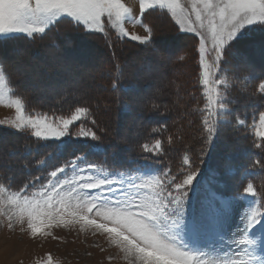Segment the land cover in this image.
<instances>
[{"label": "snow or ice", "instance_id": "6c2138e0", "mask_svg": "<svg viewBox=\"0 0 264 264\" xmlns=\"http://www.w3.org/2000/svg\"><path fill=\"white\" fill-rule=\"evenodd\" d=\"M157 9L167 10L179 31L198 38L197 82L203 104L190 94L195 105H186L179 113L181 127L176 130L166 119L157 118L170 111L167 106L161 111L156 102L167 79L158 69L148 68V83H141L139 76L124 83L126 66L112 67L108 89L120 94L122 111L135 114L141 122L147 115V121L157 125L152 135L141 138L131 130L101 126L100 101L88 87L50 88L59 108L33 114L32 95L39 90L30 93L10 87L8 62L0 57V105L15 110L9 125L12 134L35 138L36 143L82 139L89 149L72 153L71 159L46 155L27 160L20 165L24 179L19 183L14 175L4 174L0 163V215L7 216L10 228L14 218L26 223L33 237L68 224L102 230L110 234L128 264H264V199L254 184L250 181L243 194L225 198L220 186L226 187V182L219 166L209 163L203 175L195 167L196 160L203 163L204 155L217 151L224 129L230 128L251 136L257 150L245 155L260 171H248L245 178L264 174V110H259L264 107V68L248 71L243 87L237 88L239 73L253 66L242 56L244 67L233 69L229 59L242 44L257 46L250 29L255 26L264 32V0H139L138 14L123 0H0V43L44 41L67 23L89 34L108 36L115 29L117 39L151 48L153 28L144 23V16ZM125 24L141 26L147 35L128 32ZM258 51L264 56V39L258 42ZM168 60L179 63L184 57L169 52ZM241 98L255 102L240 107ZM248 107L254 109L251 118ZM197 122L204 147L190 156V149L177 150L176 145L184 144ZM101 134L113 139L111 164L107 159L103 163L90 159L100 153L108 156L107 149L87 143L99 141ZM133 145L140 155L129 160ZM26 151L32 154L27 145ZM173 153L180 160L175 170L155 166ZM141 158L151 163H140ZM225 160L231 164L232 157ZM233 174L227 167L225 176ZM237 214L240 223L234 225ZM46 264H52L51 256Z\"/></svg>", "mask_w": 264, "mask_h": 264}, {"label": "trees", "instance_id": "16d2710c", "mask_svg": "<svg viewBox=\"0 0 264 264\" xmlns=\"http://www.w3.org/2000/svg\"><path fill=\"white\" fill-rule=\"evenodd\" d=\"M149 13L147 15V21L150 23V25L153 27H159L156 23L160 22V24L164 21L165 23L169 24L171 26V30L173 29V33H171L170 36H166L167 30H160L158 33L153 31L152 39L154 41L151 48H145L143 45H139L138 43H135L133 41H128L127 39H124L123 41L117 39V36L113 33H109L108 36H105L101 33H95V34H89L84 33L83 30L74 28L73 26L69 24H65V27L63 29H59L56 33H51V36L44 40V41H38L35 43L28 42L26 40L24 41H10V42H3L0 43L1 50H6L9 46L15 45L14 47L18 46H26L27 48H24V53L28 52L29 50H32L33 52H37L38 50H41L43 46H48L47 49H50L51 45L54 43L56 45L61 44V42H65L64 39L69 40L70 42L76 43V45L79 47L82 45L81 49L84 47L85 50L89 51V48L92 49L94 54H96V57H101V61L96 62L97 67L101 68L102 72L108 73L107 75H110L109 80L105 79V76H103L102 80L100 79H91L87 82L89 84H92V82L97 81V85L103 88H106L107 92L112 94V97L104 98L101 95L91 94L96 99L100 101V111L102 115H100L99 119L101 121V126L107 124L110 128L116 129L119 128H125L126 125H132L133 123L136 124V126L140 127V134L141 138H145L149 135H152L151 129L154 127H157L155 123H149L147 121V115L145 116V120L143 122L136 119L135 114L129 116L126 112L122 111V104H121V96L118 93H113L106 87V84H110L111 80V74H112V67L114 64L119 63L122 66H126L124 69V83H127L133 76H143L148 72V68L152 67L153 64H160L157 61L154 60L155 54H160L163 51L164 44L168 43V47L174 50L175 55L183 56L184 60L182 62H176L173 60V62H169V75L167 76V79L165 80V89L163 93L165 94L164 98L157 99V103L164 102L163 105L167 106L170 111L166 113L164 116L157 117L161 120H167L168 125L171 129L176 130L181 127V121L179 120V113L183 112L185 110L186 105H195V101H193L192 96L190 94H194L196 97V100L203 104V98L201 97V93L199 91V85L197 82V77L199 75V63H198V55L196 51V41L195 39L187 36H183L181 33H178L175 27L169 22L166 21L164 15L162 13L157 12ZM146 22V20L144 19ZM161 26V25H160ZM164 25H162L163 27ZM55 32V31H54ZM172 32V31H171ZM64 33V37L60 38ZM169 35V34H167ZM253 39L257 41V46L253 47L249 44H242L238 46L237 49L233 50V53L230 55V64L235 69L236 67L243 68L244 65L241 63V57L246 56L248 58L249 63L253 66L252 69H248L247 71H242L239 73L240 80L237 81L236 87L241 88L243 87V76L248 74V71H252L253 69L256 70V72H259L262 68H264V56L260 54L258 51V42L262 39H264L263 33H251ZM179 42L177 43V48L174 46L176 43L172 42ZM42 43V44H41ZM182 43V46H181ZM41 45V46H40ZM179 45V46H178ZM50 46V47H49ZM32 47V48H31ZM41 47V48H39ZM83 48V49H84ZM162 48V49H161ZM16 49V48H15ZM54 49V48H53ZM55 50V49H54ZM21 52V51H19ZM133 52H141V54H144V57H148L145 61L144 58L139 62V64L146 66L145 68L138 69L133 68L132 66H128L127 62L128 60H132L131 54ZM18 55V54H17ZM20 55V54H19ZM160 64V69H162ZM180 66V67H179ZM167 72V70H165ZM13 83L14 78L11 77ZM141 83H148L150 78H140ZM108 84V85H109ZM175 91V92H174ZM104 94V93H103ZM108 94V93H107ZM237 95H239L237 93ZM254 103V100H248L245 101L244 98H241L240 101V107H243L245 103ZM161 105V104H160ZM43 107V108H42ZM45 105H41V108L46 111ZM52 109L54 107H49V109ZM251 107H248L247 110H249ZM105 109H107V112H111L113 118L106 117ZM164 107L161 105V111H163ZM260 110H264V107H261ZM131 121V124L126 123L127 120ZM186 123V121L184 122ZM136 128V127H134ZM198 128V122L195 127H193L191 130H189L185 136L184 144L176 145L177 150H179L181 147L185 149H190L189 155L192 156L193 153H198L201 148L204 147V145L201 143V139L197 132ZM17 136V137H16ZM135 137V136H134ZM14 138L16 141L11 142L7 148V151L5 152V155L3 158H0V162L3 161L9 164L7 166L9 169L8 176H15L17 183H19L22 179H24V176L22 172L20 171V165L23 162H26L27 160H39L44 159L46 155H52L54 157H61L71 159L72 153H76L77 155H80L81 152L89 151V149L84 148V144L81 143H75L73 148H67L66 150H61L58 153L54 150V147L48 148L44 144H37L34 145L32 140H22V137L19 135H14ZM242 138L245 139V141H242ZM18 141V142H17ZM88 144H96L102 149L108 150V156L105 157L103 153L92 155V160L103 163L106 159L108 164H111V153L112 148L111 144L113 143V139L111 136H105L102 140V138L99 141H87ZM26 145L28 146V150L31 151V155H27L26 151ZM133 152L129 155V160H131L133 157H137L140 155L138 150H136V146L133 145ZM251 150L253 152L257 151L256 149L252 148V139L249 135L246 133H234L232 129L225 128L223 131V135L221 136L220 145L217 148V151L215 153H209L203 156V163L200 162V160H196L195 167L201 170V174L207 172L209 163H212L214 166H219V171L221 177L226 182L223 184L224 188L223 195L224 196H238L243 194L244 188L246 187L248 182H252L257 189L258 195L261 199H264V174L259 176H250L246 177V174L248 171L251 172H258L260 171L259 168L253 167L251 165V158L247 157L245 155L246 151ZM148 155V154H144ZM209 156L212 157V160H209ZM231 156L232 162L231 164H228V162L225 160V157ZM194 158V157H193ZM163 163H158L155 166L156 167H162L164 165H169L175 170L177 166L180 164V160L178 155L176 153L172 154L171 159L169 158H162ZM140 163H151V160L145 161L144 159H140ZM201 163V164H200ZM201 166V167H200ZM227 167H231L234 170L233 175L225 176V170ZM201 168V169H200ZM4 169V174H7V170Z\"/></svg>", "mask_w": 264, "mask_h": 264}, {"label": "rangeland", "instance_id": "374dc122", "mask_svg": "<svg viewBox=\"0 0 264 264\" xmlns=\"http://www.w3.org/2000/svg\"><path fill=\"white\" fill-rule=\"evenodd\" d=\"M123 2L128 7L132 8L134 13L138 14L139 0H123ZM182 3H187V0H182ZM152 12H155L156 14H158L157 12L162 13L166 21L168 23L170 22L177 32L181 33L183 36L191 37L195 39V41L198 39L194 37L192 33L179 31V25L171 17V14L167 13V10L157 9L145 13V24L150 25L146 17ZM65 24H61L59 28L52 33L58 32L59 29L62 30L63 27H65ZM156 24L159 27L157 28L153 26V31L158 33L160 30H167L168 32L165 31L166 36L171 37L173 29L171 30L172 27L169 26V24L164 21L161 24L160 22H157ZM162 25L164 26L162 27ZM124 27L132 34H137L142 37L147 35L144 28L141 26L125 24ZM250 32L264 34V32L259 31L255 26L250 29ZM109 33L116 35V30L111 29ZM50 36L51 34L49 37ZM62 37H64V33L60 38ZM64 40L65 42H61L59 45L53 43L51 47L49 46L50 49H47L48 46H43L42 48L39 47L41 50H38L37 52L29 50L24 53L23 51L24 48H27L26 46L17 45V47H14L15 45L12 44L6 48V50H1L0 47V57L7 59L11 77L14 78L17 85L16 87L11 79L10 87H13L14 90L18 89L19 91H28L30 93L33 92V89L39 90L32 95L31 107L35 110L33 113L35 115H41L43 112H48L49 107H54L52 108L53 110L59 108V105L51 98V95L48 92V89L50 88L59 89L65 86H83L90 88L91 94H94L95 97L101 95L99 92H102V96L105 99L109 96L112 97V94L107 92L106 88L97 85V81L92 82V84L87 82L88 80L96 78L102 80L103 76H105L106 80H109L107 78H109L110 75H107L108 73L105 75V72H102L101 68L97 67L96 62H100L101 57H96V54H94V51L90 48L89 51H87L84 47V49H81L82 45L78 47L76 43L74 44V42H70L67 39ZM172 43H176L174 46L177 48L176 45L177 43L179 44V42L173 41ZM168 46V43L164 44L162 53L155 54L154 56L155 61L160 64H162V62L164 63L162 69L159 67L160 64L152 65L153 69H158L160 72L166 73L167 76L170 72V69H168V53L174 52V50ZM197 46L196 43V48ZM18 51H21L20 55H17ZM142 58L146 61L148 57H144V54H141V52H133L130 58L132 60H128L127 64L128 66L140 70L146 67L144 66L145 64H139L140 61H144ZM137 60H139V62H137ZM165 70H167V72H165ZM139 77L150 78V75L149 72H147L145 75ZM108 84H106V87H108ZM164 86L165 85H163V87ZM158 97L164 98L165 94L163 92L158 93ZM160 104L162 107H165V105H163L164 102H161ZM41 105L46 106V111L42 109L43 107L41 108ZM67 107V105H64L63 110L67 111ZM253 112V108L247 110L249 118L252 117ZM105 114L106 117L113 118L111 112H106ZM15 116L16 113L14 108L0 105V121H4V123H0V158L4 157L5 152L7 151L6 147H8L11 142L16 141L14 134H12L14 129L9 126L10 123L15 120ZM127 122L128 124H131L129 119L126 123ZM120 129L123 132H129L131 130L134 136L136 133H140V127L138 128L134 123L131 126L126 125L125 128ZM19 136L22 137V140L24 141L32 140L34 145L44 144L48 148L54 147V150L57 153L61 150H66L67 148L74 149L73 146L75 143H81L83 145L85 142L82 139L77 140L64 137L62 138V141H67V144L55 140L36 143L35 138L26 139L22 135ZM105 136L106 135L101 134L102 140ZM242 141H245V139L242 138ZM90 159L92 158L90 157ZM0 163L4 165V169H9L7 167L9 164L6 162L3 163V161ZM8 174L9 171L6 175ZM220 187L221 189L224 188L223 184H221ZM228 197L229 196H225V198ZM244 207L246 208L247 205H244ZM237 223H240L238 214L233 217V224L235 225ZM49 256L52 258V264H128V261L125 259V254L115 243H113V238L110 234L104 233L102 230H96L90 226H83L81 224H68L66 226L45 229L44 232L33 237L30 230L27 228L26 223L21 224L14 218L12 221V227L10 228L7 216L0 215V264H46Z\"/></svg>", "mask_w": 264, "mask_h": 264}]
</instances>
